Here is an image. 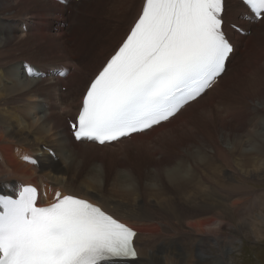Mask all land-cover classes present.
<instances>
[{
	"label": "bare ground",
	"instance_id": "bare-ground-1",
	"mask_svg": "<svg viewBox=\"0 0 264 264\" xmlns=\"http://www.w3.org/2000/svg\"><path fill=\"white\" fill-rule=\"evenodd\" d=\"M87 1L68 8L53 0H0V194L16 192L18 183L27 182L41 192L40 206L54 202L57 191L98 197L94 203L136 229L139 255L134 264H202L213 259L211 248L220 255L215 260L232 264L229 247L213 229L215 217H232L235 223L240 207L250 204L251 216L257 203L262 208L254 216L258 225L264 214L263 193L243 182L232 183L235 176L264 180V127L257 121L264 119V73L258 75L264 70V21L258 23L246 7L229 0L226 21L250 27V34L230 31L236 46L230 61L236 62L215 89L169 125L170 137L157 132L133 141L132 148L97 147L76 143L65 119L77 114L90 81L130 31L143 0H127L125 5V0L117 1L118 10L110 9L98 19V35L92 32L98 25L81 23ZM110 19L109 32L103 26L108 27ZM15 52L25 55L20 58ZM246 61L253 67L243 71L242 78L255 81L256 88L245 105L233 109L227 96L220 106L211 101ZM26 65L47 78H28ZM61 71L69 74L60 76ZM62 87H68L66 93ZM50 135L56 138L54 156L49 153ZM108 155L117 157L124 180L114 167L105 168ZM25 156L38 163L26 162ZM90 161L91 166H84ZM244 223L236 224V231L258 236L254 223L249 227L253 233ZM199 246L203 248L196 251Z\"/></svg>",
	"mask_w": 264,
	"mask_h": 264
},
{
	"label": "snow or ice",
	"instance_id": "snow-or-ice-1",
	"mask_svg": "<svg viewBox=\"0 0 264 264\" xmlns=\"http://www.w3.org/2000/svg\"><path fill=\"white\" fill-rule=\"evenodd\" d=\"M64 3L65 0H59ZM264 21V0H242ZM225 0H143L130 31L83 94L69 119L77 142L132 148L203 100L222 81L233 46L224 31ZM29 78L40 73L26 65ZM67 71L60 76L67 77ZM23 159L31 164V157ZM33 186L0 194V264H134L138 233L98 197L57 191L38 204Z\"/></svg>",
	"mask_w": 264,
	"mask_h": 264
},
{
	"label": "rangeland",
	"instance_id": "rangeland-1",
	"mask_svg": "<svg viewBox=\"0 0 264 264\" xmlns=\"http://www.w3.org/2000/svg\"><path fill=\"white\" fill-rule=\"evenodd\" d=\"M117 1H119V0H89V1H87L85 12H82V17H83L82 22H81L82 26H84L85 24L87 26L98 25L96 28L92 27L93 35L94 34L98 35L100 33V30H101L99 27L101 21H99L98 19L101 18V20H103L104 19L103 13L107 14V12L110 11V9L111 10H118V8H119L118 6L123 0H121V2H119V3ZM126 3H127V0L122 2L123 5H125ZM114 8H116V9H114ZM105 17H106V15H105ZM112 21L113 20L110 19V21L108 22V24H110V25L108 27L103 26V29L104 30L106 29L110 32L111 28L113 27ZM20 37H22V36H20ZM16 38H19V36ZM98 41L103 42L104 38H100ZM14 54H15V56L20 57V58H22L23 55H25V54H22L21 52H19V53L15 52ZM235 62L236 61L233 62L231 67H233ZM13 67H15V66L12 65V67H10V69ZM231 67H229V69ZM252 67H253V62L252 61H246L245 63L242 64V66L239 65V67L235 68L232 71V73L230 72L231 75H229L228 79H226V83H223V85H221L220 87L217 88V90L218 89L219 90L218 91L216 90L217 92L215 94H213V96L211 97V101H215V103L218 102V106H220L221 105L220 101L222 100V98L224 100V98L227 96L229 99L228 98H225V99L227 100L228 104L233 109H238L240 107H243L246 103V96L248 94L252 93V91L256 88L255 87L256 86L255 81H248L245 79V77L242 78L243 74L245 73L243 71L250 70ZM15 69L18 71L17 68H15ZM21 70H23V68H21ZM227 71H228V69H227ZM263 73H264V70H261L258 73V75L261 76ZM19 76H21V75L19 74ZM41 78H44L42 74H41ZM247 79H248V77H247ZM221 87H222V89H220ZM231 92H233V94L231 96H228V94H230ZM36 100L39 101L38 99H36ZM234 106H236V107H234ZM216 108L218 109V111H221L222 114L224 115V112L222 110H220L219 107H216ZM261 108L264 111V104H261ZM41 118L42 119L44 118V114L42 115ZM263 120L264 119H262V118L257 119V121L262 126V128L264 127V121ZM235 124L236 123L234 121L231 122V125L235 126ZM49 137H51V135ZM50 142H52V143H49L48 145H50V147L53 148V150H51L49 152L51 155L52 154L51 152L55 151V148H54L55 144L54 143H56V138L51 137ZM141 149H145V148L142 147ZM132 152H135V150L131 151L128 154V158ZM108 159H110V162H107ZM61 161H64V160H61ZM87 164L90 166L92 165L91 161L85 162L84 166H87ZM66 166H67V164H63V166H62L63 169H66ZM104 166L106 169L107 168L113 169V167H114L115 172L119 173L122 176V179L124 180V176L122 175L123 172L119 168V163H118L116 156H112V155L106 156L105 160H104ZM126 167H128V164ZM91 173L93 174V171H91ZM250 179L245 178V179L241 180L240 177L235 176L234 178H232V180H233L232 183L234 182V184L235 183L237 184V182H243L246 184V187H252V189H256L257 191L264 194V180H258V179L250 180ZM98 181H99V184H101L100 179ZM104 181L106 184V187H104V190H108L107 195H110V191H109L110 188L107 185L106 180H104ZM92 185H94V184L92 183ZM101 188H102V185H101ZM242 189L246 191L247 188L246 189L242 188ZM251 190H249V192H251ZM259 204L260 203H257V205L253 206L254 213L257 216L261 214L260 211L262 209ZM250 206H251L250 204H249V206L248 205L242 206L236 211V219H238V220L235 223L232 220V217L230 220L233 222L222 221V220H219L217 218V216L215 217V225L213 226V229L216 231H219V233L223 236V241L229 247L230 251L228 252V257L231 258L230 260L233 262V263L231 262L232 264H264V222H263L264 221V214H263V216H261V217H263L262 224L258 225V223H257L258 217L257 216H256L257 218L254 217L255 214L250 216V214H251L250 213L251 212ZM248 208H249V210H248L249 212L247 213ZM238 212H240L239 216L237 215ZM243 222H245L244 224L247 226L246 230L249 229L248 231H250V232H252V230H253L252 228L251 229L249 228V227H252L251 222L254 223L255 224L254 229L258 230V232H259L258 236L256 234L257 237L255 235L247 237L244 233H239L240 231H238V230L236 231V228H237L236 224L240 225ZM246 222H248V223H246ZM218 223H219V227H216L218 225ZM244 232L246 233V231H244ZM253 232H255V231L253 230ZM256 233H257V231H256ZM259 235H260V237H259ZM202 248H203V246H199L195 250L198 251V250H201ZM191 249H193L192 246H191ZM210 255H211L210 257L213 259L206 261V262L203 261L202 264H223L221 261L215 260V258L219 257L220 255H218L215 252L214 248L210 249ZM181 264H184V263L181 262ZM191 264H196V262L194 261Z\"/></svg>",
	"mask_w": 264,
	"mask_h": 264
}]
</instances>
